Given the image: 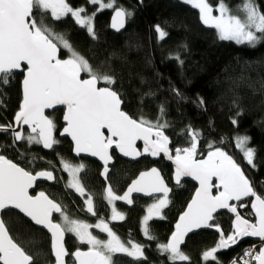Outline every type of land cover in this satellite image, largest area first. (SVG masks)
I'll use <instances>...</instances> for the list:
<instances>
[{"label":"snow or ice","instance_id":"6c2138e0","mask_svg":"<svg viewBox=\"0 0 264 264\" xmlns=\"http://www.w3.org/2000/svg\"><path fill=\"white\" fill-rule=\"evenodd\" d=\"M184 2L199 10L200 21L215 29L219 40L247 44L253 48L264 42V12L260 11L255 0H242L237 14H233L225 0H218L215 8L218 15L213 14L214 8L209 0ZM89 3L98 5L97 11L114 9L111 27L117 31L124 27L125 18L131 15L124 8L115 6V0H89ZM95 14L87 15L83 7L73 8L68 0H0V85L9 84L16 73L23 75L22 101L14 116L15 123L0 124V132L11 131L13 145L26 141L28 145L37 144L52 149L59 141L53 135L56 129L54 119L46 115V110L64 106L63 121L66 126L61 134L71 137L77 155L89 153L103 161L102 175L105 178L112 159L109 150L113 147L130 157L144 154L157 157L163 153L175 164L177 184L181 177H192L199 182V186L186 210L180 214L175 231L167 243L157 245L158 250L166 253L171 261H189L190 257L181 250L185 237L196 229L214 228L220 238L214 247L202 253L205 261L211 259L220 264L215 255L218 250L236 245L244 237H258L261 241L258 250L256 245L245 248L230 264H264V195L257 193L241 165L212 142L207 145L206 155L199 153L202 133L191 125L184 130L188 146L175 148L173 155L169 136L165 134L169 125L167 121L162 122L165 112L163 105L155 121L143 115L134 118L123 108L125 100L114 88L117 83L115 76L93 69L89 60L74 49L65 35L56 32L48 23L49 17L53 21H61L71 15L77 25L86 28L88 34L96 39L93 26ZM155 31L161 40L168 35L159 24L155 25ZM62 51L67 53L66 58H61ZM174 59L183 64L179 54ZM198 103L202 106L203 99L199 98ZM236 122L232 120L233 124ZM24 126H27V132ZM235 139L236 147L243 152V159L255 168L256 150L247 146L250 138L237 136ZM138 141H143V151L137 148ZM36 159L34 157L33 162ZM48 163L51 164L50 161ZM60 163L70 177L67 187L84 196L80 173L85 165L72 164L63 158ZM39 178L55 179L52 171L29 170L0 154V210L16 209L35 225L46 229L50 233L54 264H66L65 257L69 255L74 258L75 264H114L115 253H124L136 260L146 259L145 246L131 241L127 244L122 242L104 220L93 225L74 219L64 206L44 191L31 195L29 190L33 189ZM134 192L147 196L162 194L148 207V215L143 218L144 235L154 239L149 235L148 221L153 216H160L161 210L168 205L170 189L159 170L153 167L140 172L123 196H117L109 185L105 198L110 204L116 200L131 204ZM244 198H254L250 206L255 222L244 218L238 211V208L248 207L243 203ZM84 203L86 211L95 215L91 195ZM222 209L235 215L227 235L214 219V214ZM54 213L59 214V220ZM111 219L123 220L124 215L113 206ZM93 227L107 233L108 239L93 235L89 231ZM66 233L74 234L82 244L88 246L87 250L76 248L69 253L65 247ZM0 264H35L34 256L10 234L2 218Z\"/></svg>","mask_w":264,"mask_h":264},{"label":"trees","instance_id":"16d2710c","mask_svg":"<svg viewBox=\"0 0 264 264\" xmlns=\"http://www.w3.org/2000/svg\"><path fill=\"white\" fill-rule=\"evenodd\" d=\"M217 2L209 0L213 7ZM225 2L233 13H237L235 7L240 6L242 0ZM68 3L73 8H85L87 15L96 13L93 20L96 39L70 16L61 21H53L49 17V26L63 33L74 49L89 60L93 69L115 76L117 83L114 88L125 100V111L134 118L143 115L155 121L163 105L162 122L167 121L169 125L165 134L169 136L173 154L175 148L188 146L184 130L191 125L202 133L199 153L206 155L210 142L223 148L241 165L257 193L264 195V42L253 48L219 40L216 30L200 21L199 11L179 0H115V6L131 13L126 17L125 28L119 33L109 30L112 9L97 11L98 5H92L89 0H68ZM255 3L264 12V0H255ZM157 24L168 33L163 40L155 31ZM177 54L183 64L174 59ZM60 56L66 58L67 53L62 51ZM22 76L16 73L9 84L0 85V124L12 123L19 110ZM199 98L204 101L202 106L198 103ZM238 112L240 115H237ZM48 115L54 119L56 129L53 135L59 141L52 149L37 144L28 145L26 141L13 145L11 134L0 132V150L1 154L26 169L55 172L52 182L37 183L33 191H44L64 206L72 218L108 220L110 207L105 198L106 188L110 185L113 192L121 196L138 173L153 166L158 168L171 188L163 216L148 222L149 235L154 239L146 238L140 227L141 217L151 197H132L131 204L116 201L124 219L112 225L121 239H132L145 246L146 259L136 260L117 253L113 255L114 264H216L211 259L205 262L202 259V253L218 242V233L211 230H198L186 238L181 250L190 257L189 261H171L157 247L166 243L172 233L178 215L195 190L193 182L181 178L177 184L171 165L161 156L153 159L144 154L136 161H129L115 151L111 152L113 164L105 178L102 175L104 170L97 161L72 155L70 141L61 135L62 109ZM233 119L237 121L235 124ZM24 131L27 132L26 129ZM236 136L250 138L248 145L256 150L255 168L243 159V153L234 142ZM34 157L37 159L33 162ZM61 158L72 164L85 165L80 180L93 199L95 215L86 212L81 196L67 187V174L61 169ZM250 201L251 198L244 199L243 203L248 207L238 208V211L244 218L254 220ZM54 217L59 220V215ZM1 218L10 234L34 256L35 264L52 263L50 237L46 232L35 227L16 210L1 212ZM214 219L225 235L230 233L233 217L228 212H218ZM65 235V247L69 253L76 248H86L72 234ZM252 243V240L245 239L233 248L218 250L215 254L217 260L220 264H230ZM72 260L69 255L67 264H72Z\"/></svg>","mask_w":264,"mask_h":264},{"label":"water","instance_id":"95a60500","mask_svg":"<svg viewBox=\"0 0 264 264\" xmlns=\"http://www.w3.org/2000/svg\"><path fill=\"white\" fill-rule=\"evenodd\" d=\"M113 15H114V9H112L111 10V13H110V17H109V23H108V25H109V30L110 31H112V32H115V33H119V32H121L124 28H125V26H126V18H125V25H124V27L122 28V29H120V30H116V29H113L112 27H111V23H112V17H113ZM22 80H23V76H22V79H21V93H22ZM22 101V100H21ZM21 103V102H20ZM59 108H62L63 109V112H64V106H57L55 109H59ZM54 109V110H55ZM54 110H46V115H47V113L48 112H52V111H54ZM15 116V115H14ZM15 122H14V117H13V119H12V124H14ZM62 123H63V128L66 126V124H65V122L63 121V115H62ZM63 128H62V130H61V133H63ZM24 129H27V126H24ZM17 130H20L19 129V127H17ZM8 133H10L11 134V131H9ZM107 134V133H106ZM62 135V134H61ZM62 136H64V137H66V138H68V140L70 141V143H71V145H72V155L74 156V157H76V158H90V159H93V160H95V161H97L101 166H102V168H103V170H104V162L103 161H101L98 157H93V156H91L89 153H81V154H79V155H77L75 152H74V147H75V145H74V141H72V139H71V137L68 135V134H63ZM138 144H140V148H139V146H138ZM137 148L139 149V150H141V151H143V141H138L137 142ZM112 150H114L117 154H118V156H120V157H122V158H124V159H126V160H129V161H136V160H138L139 159V157H130V156H124L122 153H120L119 152V150L118 149H116L115 147H113L112 149H110L109 150V152H110V155H111V151ZM0 154H1V151H0ZM146 155H149V154H146ZM112 156V155H111ZM150 157H152L153 159H155V158H158V157H163L164 158V160H165V162H167L168 164H170L171 165V167H172V169H173V173H174V175H175V164L173 163V161H171V160H168L167 159V157L166 156H164V154L163 153H161V155L160 156H157V157H153V156H151V155H149ZM113 164V158L109 161V163H108V169H109V167L111 166ZM154 167V166H153ZM153 167H150L149 169H147V170H144V171H148V170H150L151 168H153ZM156 168V167H155ZM158 169V168H157ZM41 171V170H40ZM48 171H50V170H48ZM142 172V171H141ZM160 172V171H159ZM139 174L140 173H138L137 175H136V177L134 178V179H136V178H138V176H139ZM160 175H161V173H160ZM162 176V175H161ZM181 178H183V179H186V180H189V181H191V182H193L194 184H195V190H196V188L199 186V182L198 181H196L195 179H193L192 177H181ZM133 179V180H134ZM53 180H47V179H45V178H39L37 181H36V183H35V185L38 183V182H52ZM132 182V181H131ZM131 182L128 184V186L131 184ZM164 182H165V180H164ZM165 184L167 185V183L165 182ZM35 185H34V187H33V189H30L29 190V192H30V194L31 195H35V194H32L31 192H32V190H34V188H35ZM128 186L125 188V190L123 191V193L121 194V196H123V194H124V192H126L127 191V188H128ZM168 186V185H167ZM168 188L170 189V192H171V188L168 186ZM195 190H194V192H193V194H192V196L195 194ZM170 192H169V194H170ZM168 194V195H169ZM215 194V193H214ZM156 195H162V194H154L153 196H156ZM135 196H137V197H141V198H150V197H152V196H147V195H145V194H143V193H132V195H131V197H135ZM191 196V197H192ZM244 199H246V198H244ZM251 199H254V198H251ZM190 200H191V198H190ZM190 200L188 201V203L190 202ZM187 203V204H188ZM233 203H235L234 201H233ZM187 204H186V206H185V208H184V210H186V207H187ZM251 207V206H250ZM6 210H16V209H12V208H8V209H4V210H0V218H1V212H3V211H6ZM183 210V211H184ZM252 210V209H251ZM17 212H19L18 210H16ZM182 211V212H183ZM221 211H226V212H228L232 217H233V220L235 219V215L234 214H232V213H230L228 210H226V209H222V210H218L217 211V213L218 212H221ZM181 212V213H182ZM180 213V214H181ZM23 217H25L22 213H20ZM180 214L178 215V217H177V219H176V221H175V223H174V227H173V231H175V224H176V222L178 221V219H179V216H180ZM216 214V213H215ZM214 214V215H215ZM27 220H29L30 221V219L29 218H27V217H25ZM31 222V221H30ZM253 222H255V217H254V221ZM33 225H35L34 224V222H31ZM36 227H38V228H40V229H42V230H44L48 235H49V237H50V233H48L47 232V230L46 229H43L42 228V226H37V225H35ZM198 230H211V231H214V232H217L218 233V241H219V238H220V236H219V232L216 230V229H214V228H201V229H196V230H194L193 232H191V233H189L186 237H185V240H186V238L190 235V234H192V233H194V232H196V231H198ZM172 231V232H173ZM170 236H171V234H170ZM170 236L168 237V239L170 238ZM168 239H167V241H168ZM245 239H250V240H252L253 242H257V241H260V239L258 238V237H244V238H242L239 242H238V244L240 243V242H242V241H244ZM167 241H166V243H167ZM261 242V241H260ZM184 244V243H183ZM182 244V245H183ZM238 244H236V245H238ZM182 245H181V247H182ZM236 245H232L231 247H229V248H227V249H230V248H233V247H235ZM227 249H220V250H227ZM85 250H87V249H85ZM53 258H54V261H55V257H54V255H53ZM75 261V260H74ZM54 264V263H53Z\"/></svg>","mask_w":264,"mask_h":264},{"label":"rangeland","instance_id":"374dc122","mask_svg":"<svg viewBox=\"0 0 264 264\" xmlns=\"http://www.w3.org/2000/svg\"><path fill=\"white\" fill-rule=\"evenodd\" d=\"M179 1H181V2H183V3H185L184 2V0H179ZM105 2H107V0H105ZM115 5H116V3H115ZM189 5V4H188ZM191 6V5H190ZM238 7L239 6H237V7H235V10L238 12ZM214 8V11H213V14L214 15H218V12L217 11H215V8L216 7H213ZM111 10V9H110ZM198 10V9H197ZM199 11V10H198ZM83 14V13H82ZM233 14H237V13H233ZM74 21H75V18L74 17H72L71 15H69ZM80 26V25H79ZM81 27V26H80ZM84 28V27H83ZM86 29V28H85ZM87 30V29H86ZM234 42V41H233ZM247 45V44H246ZM237 137V136H236ZM236 137H234V142L236 143ZM247 146L248 147H250L248 144H247ZM239 149V148H238ZM240 151H241V149H239ZM242 152V151H241ZM243 153V152H242ZM61 169L63 170V167H62V164H61ZM66 172V171H65ZM67 173V172H66ZM69 179H70V177H69V174L67 173V184H68V181H69ZM71 189V188H70ZM74 192H75V190L74 189H72ZM76 194H78L77 192H75ZM79 195V194H78ZM80 196V195H79ZM89 196V194L88 193H86V191H85V195L84 196H81V198L83 199V202H85V200L87 199V197ZM158 196H161V195H156V196H152L150 199H149V201H148V203H147V205H146V207H145V212H144V214H143V216L141 217V221H140V227H141V230H142V232H143V234H144V231H143V228H144V223H143V218L146 216V215H148V207L150 206V205H152L153 203H155L156 202V199H157V197ZM107 200V199H106ZM168 200H169V196H168ZM107 202H108V200H107ZM127 203V202H126ZM108 205H109V207H110V217H109V219L108 220H105V219H101V218H96V219H94L93 221H85V220H82V221H84V222H86V223H89V224H96V223H98L100 220H104L107 224H108V226L112 229V231L116 234V236H118L119 237V234H118V232L116 231V229L114 228V226L112 225V223H116V222H120L121 220L120 219H117V220H112L111 219V217H112V215H113V206L115 207V210L117 211V212H119V213H122L123 214V212L121 211V210H119V208H118V206H117V203H116V201H114L112 204H110L109 202H108ZM84 206H85V210H86V204L84 203ZM163 210H164V208L161 210V215L160 216H153V218L152 219H155V218H161L162 216H163ZM87 212V211H86ZM124 215V214H123ZM151 220V219H150ZM149 220V221H150ZM148 221V222H149ZM89 231L90 232H92V234L93 235H96L99 239H103V240H107L108 239V235H107V233H105V232H102L101 231V229H99V228H95V227H93V228H90L89 229ZM71 234V233H70ZM74 237H75V235L74 234H72ZM145 236V235H144ZM146 237V236H145ZM120 238V237H119ZM77 239V238H76ZM78 240V239H77ZM120 240L122 241V242H125L126 244L129 242V241H131V242H134V243H138V244H141V243H139V242H136V241H134V240H132V239H127V240H123V239H121L120 238ZM79 241V240H78ZM80 242V241H79ZM81 243V242H80ZM86 245V244H85ZM142 245V244H141ZM87 246V245H86ZM88 247V246H87ZM115 254H117V253H115ZM121 254H124V253H121ZM126 255V254H125ZM202 259H203V256H202ZM203 262H205V260L203 259Z\"/></svg>","mask_w":264,"mask_h":264},{"label":"flooded vegetation","instance_id":"af4514ba","mask_svg":"<svg viewBox=\"0 0 264 264\" xmlns=\"http://www.w3.org/2000/svg\"><path fill=\"white\" fill-rule=\"evenodd\" d=\"M60 110L62 109V108H59ZM59 109H55L54 111H56V110H59ZM54 111H52V112H54ZM52 112H48V113H52ZM48 113H47V115H48ZM62 113H63V109H62ZM64 126V125H63ZM25 130V129H24ZM27 131H28V129H26ZM138 146H139V148H140V144H138ZM141 149V148H140ZM1 151V150H0ZM112 151H114V150H112ZM111 151V152H112ZM174 155V154H173ZM77 164H80V163H77ZM50 171H52V170H50ZM53 172V171H52ZM56 172H57V170H56ZM65 172V171H64ZM66 173V172H65ZM67 174V173H66ZM53 175H54V177H55V172H53ZM38 183H40V182H38ZM37 185V184H36ZM36 185H35V188H36ZM35 188H34V190H35ZM32 194H36L37 192L35 191H33L32 190V192H31ZM132 198V197H131ZM116 201H120V202H126V201H122V200H116ZM54 216L55 215H59V214H56V213H54L53 214ZM252 221H254V220H252ZM35 226V225H34ZM36 227V226H35ZM38 228V227H37ZM42 230V229H41ZM44 231V230H43ZM45 232V231H44ZM49 236V235H48ZM146 238H147V236H146ZM65 240H66V235H65ZM85 249H87V246H86V248ZM85 249H81V250H85ZM75 251V250H74ZM73 252V251H72ZM69 257V256H68ZM68 257H65V260H66V264H67V258ZM52 258H53V255H52ZM72 261H73V263L72 264H75V261H74V258L72 257ZM54 263V258H53V261H52V263L51 264H53Z\"/></svg>","mask_w":264,"mask_h":264},{"label":"built area","instance_id":"2783aa9c","mask_svg":"<svg viewBox=\"0 0 264 264\" xmlns=\"http://www.w3.org/2000/svg\"><path fill=\"white\" fill-rule=\"evenodd\" d=\"M261 244V242L260 241H257V242H253L252 244H250L249 246H247L246 248H248V247H250V246H252V245H256L257 246V250L259 249V245ZM240 253H242V251L240 252ZM239 253V254H240ZM237 256H238V254H237ZM236 256V257H237Z\"/></svg>","mask_w":264,"mask_h":264}]
</instances>
